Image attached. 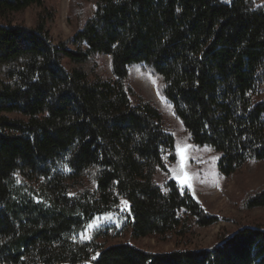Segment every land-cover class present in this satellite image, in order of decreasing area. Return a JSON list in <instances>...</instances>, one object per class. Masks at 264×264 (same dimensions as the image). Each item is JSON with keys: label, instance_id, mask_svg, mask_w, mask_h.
Masks as SVG:
<instances>
[{"label": "trees", "instance_id": "16d2710c", "mask_svg": "<svg viewBox=\"0 0 264 264\" xmlns=\"http://www.w3.org/2000/svg\"><path fill=\"white\" fill-rule=\"evenodd\" d=\"M92 16L54 43L44 0H0V264H264V226L221 232L208 249L154 253L130 237L185 240L222 219L172 179L174 138L129 83L156 80L193 146L217 172L264 162V5L256 0H89ZM36 7L33 26L23 22ZM109 60L110 77L99 58ZM128 205L120 231L81 239ZM242 211L264 210V183ZM75 238V239H73Z\"/></svg>", "mask_w": 264, "mask_h": 264}, {"label": "rangeland", "instance_id": "374dc122", "mask_svg": "<svg viewBox=\"0 0 264 264\" xmlns=\"http://www.w3.org/2000/svg\"><path fill=\"white\" fill-rule=\"evenodd\" d=\"M256 2L264 5V0ZM44 6L55 16V22L50 26V36L54 43L70 39L94 11L89 0H44ZM38 12L36 7H31L25 12L23 22L26 26H33ZM98 60L102 75L110 77L108 58L103 56ZM129 83L138 95L156 107L164 118L166 131L175 140L177 160L169 168L168 175L158 174L157 184L162 186L165 180H174L181 189L187 190L195 200L200 202L209 215L222 220L209 228H195L185 240L168 243H159L153 239L135 240L126 232L111 244L123 242L154 253H165L174 249H208L216 243L221 232L231 234L245 225L264 226V210L242 211L239 208L244 191H252L264 183V162L257 164L250 171L244 167L236 176L228 178L220 176L217 172L219 154L208 147L193 146L189 142L188 135L174 117L171 108L159 96L155 78L141 66H132L129 68ZM181 154H183V160ZM127 215L128 205L122 201L115 213L93 218L84 231L90 239L82 240L88 242L93 234L105 229L116 231L124 229ZM89 224L94 227H88Z\"/></svg>", "mask_w": 264, "mask_h": 264}, {"label": "snow or ice", "instance_id": "6c2138e0", "mask_svg": "<svg viewBox=\"0 0 264 264\" xmlns=\"http://www.w3.org/2000/svg\"><path fill=\"white\" fill-rule=\"evenodd\" d=\"M228 2H230V0H228ZM181 157H182V160H183V154H181ZM123 203L126 204L127 202H126V201H123ZM97 219H98V218H97ZM88 227H94V225L89 224ZM95 227H99V225H95ZM73 239H75V238H73ZM81 239H90V237L87 236L85 233H82V234H81Z\"/></svg>", "mask_w": 264, "mask_h": 264}, {"label": "crops", "instance_id": "0c3cea01", "mask_svg": "<svg viewBox=\"0 0 264 264\" xmlns=\"http://www.w3.org/2000/svg\"><path fill=\"white\" fill-rule=\"evenodd\" d=\"M257 1V0H256ZM258 1H263V0H258Z\"/></svg>", "mask_w": 264, "mask_h": 264}]
</instances>
